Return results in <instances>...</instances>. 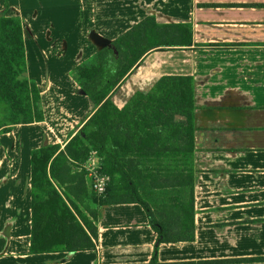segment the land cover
Listing matches in <instances>:
<instances>
[{
    "label": "crops",
    "instance_id": "0c3cea01",
    "mask_svg": "<svg viewBox=\"0 0 264 264\" xmlns=\"http://www.w3.org/2000/svg\"><path fill=\"white\" fill-rule=\"evenodd\" d=\"M68 12L82 22L75 36L54 22ZM0 14L19 17L23 45L33 27L29 16L36 23L46 20L39 51L53 61L51 67L67 69L96 51L86 39L89 28L112 41L146 15L156 22H186L190 45L148 51L108 95L120 107L161 74H189L196 107L193 238L156 245L138 203H113L97 209L91 249L30 253L29 152L46 143L61 149L93 106L73 82V105L83 115L65 113L78 121H55L56 110L47 116L41 109V121L6 131L0 125V264H141L154 247L161 264H264V0H0ZM24 55L28 68L25 46ZM35 84L43 103L52 83ZM89 158L85 170L88 162L99 166V156Z\"/></svg>",
    "mask_w": 264,
    "mask_h": 264
},
{
    "label": "trees",
    "instance_id": "16d2710c",
    "mask_svg": "<svg viewBox=\"0 0 264 264\" xmlns=\"http://www.w3.org/2000/svg\"><path fill=\"white\" fill-rule=\"evenodd\" d=\"M111 43L115 53L96 50L74 67L91 113L61 149L46 143L29 152L30 253L91 249L97 209L113 203H138L155 245L193 238V77L161 74L120 107L108 95L148 51L190 45V25L146 15ZM25 69L20 19L0 14L2 131L42 120L38 89ZM91 151L100 157L97 171L108 176L103 196L87 190L83 164ZM154 252L141 264H161Z\"/></svg>",
    "mask_w": 264,
    "mask_h": 264
},
{
    "label": "rangeland",
    "instance_id": "374dc122",
    "mask_svg": "<svg viewBox=\"0 0 264 264\" xmlns=\"http://www.w3.org/2000/svg\"><path fill=\"white\" fill-rule=\"evenodd\" d=\"M55 23L60 25L61 27H65L67 30V34L74 35L79 32V27L82 22L76 21L74 13L68 12L64 18H57L54 20ZM28 26L31 27V35L27 37L26 43L24 44L25 50L28 51V62L29 67L27 68V76L30 81L34 84L35 82H39L41 86L45 85L47 80H50L52 85L49 90L44 92L43 103L40 100L39 106L41 109H44L47 116L50 113H53V109L56 110L57 116L60 120L55 121H71L75 119L78 121L79 118L73 115V117H68L65 113H79L82 114L83 108H79L78 105L74 106L72 101L73 95V82L76 80L75 69L73 68H65V67H51L53 66L51 60L45 61L43 58V54L39 51V47H43L45 45V31L44 28L46 25V20L43 18L39 19V22L36 23V20H32L31 16L28 18ZM67 35L66 37H68ZM70 43V42H68ZM40 45V46H39ZM45 47V46H44ZM37 56H40L35 58ZM27 65V59H25ZM34 63V66H33ZM48 64V68L47 67ZM81 99H84L85 102L87 100L86 96H80ZM84 108L87 111V105H84ZM78 114V115H79ZM50 119V118H49ZM72 119V120H71ZM67 125V124H65Z\"/></svg>",
    "mask_w": 264,
    "mask_h": 264
},
{
    "label": "built area",
    "instance_id": "2783aa9c",
    "mask_svg": "<svg viewBox=\"0 0 264 264\" xmlns=\"http://www.w3.org/2000/svg\"><path fill=\"white\" fill-rule=\"evenodd\" d=\"M95 154V152L91 151L90 155ZM89 155V156H90ZM88 160L90 158L88 157ZM90 162H88L86 166V174L89 177L90 181V188L93 192H95L96 195H104V189L107 184L108 176L105 174H101L97 171L98 165H89Z\"/></svg>",
    "mask_w": 264,
    "mask_h": 264
},
{
    "label": "water",
    "instance_id": "95a60500",
    "mask_svg": "<svg viewBox=\"0 0 264 264\" xmlns=\"http://www.w3.org/2000/svg\"><path fill=\"white\" fill-rule=\"evenodd\" d=\"M86 39L91 42V44L95 47L96 50L107 48L111 49V51L115 53L111 40L101 36L92 28H89L87 30ZM78 90L81 94H85V92L81 88H78Z\"/></svg>",
    "mask_w": 264,
    "mask_h": 264
}]
</instances>
